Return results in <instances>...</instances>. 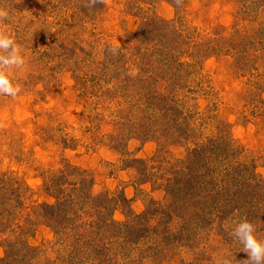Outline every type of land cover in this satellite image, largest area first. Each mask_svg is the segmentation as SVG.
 <instances>
[{
    "label": "rangeland",
    "instance_id": "rangeland-1",
    "mask_svg": "<svg viewBox=\"0 0 264 264\" xmlns=\"http://www.w3.org/2000/svg\"><path fill=\"white\" fill-rule=\"evenodd\" d=\"M250 1L183 0L176 6L175 0H105L88 7V0H0L10 13L0 27L26 56L25 69L16 73L21 94L0 96V264H218L248 258L230 236L237 219L220 220L212 210L205 221L195 210L191 217L180 212L175 218V211L170 217L164 186L174 172L186 174L182 162L196 144L221 136L264 179V50L257 45L240 56L250 62L239 70L225 50L206 56L202 78L183 90L185 107L173 104L165 116L150 110L154 100L141 86L144 58L138 54L146 49L131 34L152 16L170 21L180 14L204 43L218 33L256 36L264 0ZM113 45L120 48L115 57L105 51ZM147 72L160 77L156 66ZM148 81L150 94L156 88L153 77ZM63 163L93 178L89 192L96 200L81 215L69 214L90 228L87 238L101 235L91 228L101 218L136 230L105 239L97 251L96 241L88 246L72 234L55 236L36 211L38 204L54 202L43 175ZM101 205L106 209L98 214ZM161 221L165 225L157 227ZM250 221L264 238V213ZM149 227L156 232L137 236Z\"/></svg>",
    "mask_w": 264,
    "mask_h": 264
},
{
    "label": "trees",
    "instance_id": "trees-1",
    "mask_svg": "<svg viewBox=\"0 0 264 264\" xmlns=\"http://www.w3.org/2000/svg\"><path fill=\"white\" fill-rule=\"evenodd\" d=\"M261 5L258 4V7L261 8ZM174 8L176 9V6ZM259 26L256 32L257 37L252 33L244 32V34L241 33L242 36L225 38L223 33H218L215 37L214 35L208 37L207 43H204L198 40L199 32L189 26L180 14H176V17L170 21L157 16L149 18L140 31L131 35L139 45H144L146 49V52L138 54L144 58L141 63L144 68V72L140 75L141 86L147 89L148 98L154 100L150 110L158 113L164 111L165 116H168L170 115L168 112L174 109L171 105L174 104L176 108L185 107L180 100L183 97V90L188 89V83L196 80L198 75L202 78L200 62L212 53L227 51L225 54L233 58L238 70L239 67L245 68L249 65V60H244L240 56L247 54V51L252 52L251 49L257 45L260 47L259 50H264L261 44L264 37L262 20ZM155 66L160 70V77H154L151 72H147L150 69L154 70ZM255 68L257 70V67ZM149 77L154 78L152 85L154 89L156 88L150 94ZM258 85L259 82L252 83L251 88L255 89ZM148 86H150L149 89ZM172 133L176 135L177 132ZM185 133V128L182 127L181 135ZM169 137L172 136L169 135ZM226 139L222 136L221 138L212 137L208 138L205 143L196 144L187 159L182 162L181 173L185 171L186 174L177 177L174 172L171 178L165 180L164 191L170 198L171 206L166 215L173 217L175 211V218H180L177 213L181 212L182 217H185L188 212L191 217V213L195 210V212L202 213L201 220L205 221L209 218L205 216L211 210L210 215L220 220H225L229 215L237 220L241 218L250 220V215L259 211L264 213V204L261 202V199H264L261 194L264 191V179L252 171L253 166L249 163L240 162L239 157H242L240 154L236 158L237 148L235 150L232 147L230 140L228 147ZM42 178L44 191L54 202L38 204L39 213L37 211L36 213L42 222L46 221L45 225L50 227L55 236L61 238L64 232L66 236L72 234L73 239L80 243L87 242L88 246L96 241L94 251H97L98 245L101 246L105 239L125 235L127 229L136 230L134 225L130 226L128 222L120 224L111 217L101 218L91 227L93 231L96 229V233L101 235L97 236L98 238H87L90 228L76 222L79 218L69 217V214L78 215L80 213L81 215L85 212L84 206L93 204L96 200L89 192L93 184L92 176L74 165L63 163L60 169L48 172ZM238 194H240L239 197ZM106 200L108 201L107 198ZM126 201L122 198L120 204H125ZM247 206H249L248 209ZM95 208L98 214L106 209L103 205ZM144 216L145 214L134 217H136L135 220H141ZM156 224L157 227L165 225L162 221ZM156 226L153 227L156 228ZM148 230L156 232L151 227L141 228L137 236L141 237ZM26 249L30 247L26 246Z\"/></svg>",
    "mask_w": 264,
    "mask_h": 264
},
{
    "label": "clouds",
    "instance_id": "clouds-1",
    "mask_svg": "<svg viewBox=\"0 0 264 264\" xmlns=\"http://www.w3.org/2000/svg\"><path fill=\"white\" fill-rule=\"evenodd\" d=\"M105 0H88V7L103 4ZM183 0H175L176 6H181ZM10 19L9 10L0 8V26ZM105 51L112 55L120 54L119 45L109 46ZM26 66V56L23 46L15 37L0 27V96L16 98L22 92V85L16 79V73L22 71ZM135 74V73H130ZM230 236L241 245L242 251L248 254V258L235 261L223 258L218 264H264V238L257 233V225L247 218L239 219L230 232Z\"/></svg>",
    "mask_w": 264,
    "mask_h": 264
}]
</instances>
